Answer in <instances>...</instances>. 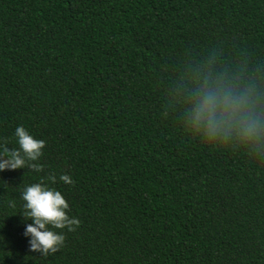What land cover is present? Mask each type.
<instances>
[{
    "label": "trees",
    "instance_id": "1",
    "mask_svg": "<svg viewBox=\"0 0 264 264\" xmlns=\"http://www.w3.org/2000/svg\"><path fill=\"white\" fill-rule=\"evenodd\" d=\"M217 76L264 115V0H0V145L44 141L0 171V264H264V136L187 120ZM41 178L79 221L47 256L19 214Z\"/></svg>",
    "mask_w": 264,
    "mask_h": 264
},
{
    "label": "clouds",
    "instance_id": "2",
    "mask_svg": "<svg viewBox=\"0 0 264 264\" xmlns=\"http://www.w3.org/2000/svg\"><path fill=\"white\" fill-rule=\"evenodd\" d=\"M188 123L196 130H202L206 137L235 134L241 140H258L264 136V115L256 111L253 93L248 88H238L223 77H204L190 97ZM17 147L9 149L0 145V171L23 168L26 162L37 161L41 156L44 141L35 139L23 126H17L13 133ZM29 168L39 173L42 165L28 163ZM53 183L54 177L48 178ZM59 180L71 183L68 175ZM19 214L26 223L23 235L27 238L30 252L47 256L57 251L63 243V233L53 229L67 228L79 221L66 214L68 205L62 194L44 183L43 178L24 186L20 193ZM14 207V205H9Z\"/></svg>",
    "mask_w": 264,
    "mask_h": 264
}]
</instances>
